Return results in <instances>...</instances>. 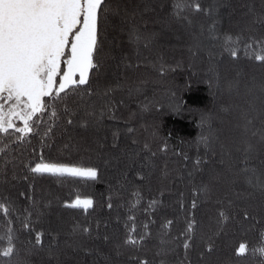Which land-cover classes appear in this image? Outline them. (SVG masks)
I'll return each instance as SVG.
<instances>
[{
  "label": "trees",
  "instance_id": "trees-1",
  "mask_svg": "<svg viewBox=\"0 0 264 264\" xmlns=\"http://www.w3.org/2000/svg\"><path fill=\"white\" fill-rule=\"evenodd\" d=\"M191 2L126 0L122 7L126 6L129 14L122 19L113 17L115 27L110 21L101 37L100 68L90 73L89 91L96 94L83 100L76 95L69 100L80 111L76 117L79 123L67 126L61 122L43 151L40 136H32L30 144L19 146L6 139L0 143V147L8 144V149L0 153V164L5 156L17 161L15 169L11 163L0 169V201L7 198L16 207L7 216L0 210V234L10 228L16 237L11 257L14 264H106L105 258L112 264H128L132 256L147 264H161L162 260L166 264H264V256L253 251L261 246L264 233V200L259 194L249 195L251 189L242 177L229 186L227 172L219 163L220 143L232 149L233 163L239 168L242 153L236 147L242 148L245 138L259 145L264 132V120L258 116L245 134L238 111L250 102L259 111L264 103L259 91L264 68L259 61L248 58L253 55L251 51L245 53L247 25L253 19L246 6L251 5L260 14L264 0H198L205 8L218 7V40L208 34L209 18L173 7ZM173 11L187 15L191 25L188 20H173ZM133 28L145 36L144 42H130L129 31ZM251 34L264 37V24L257 22ZM237 35H242L244 41L233 45L231 41ZM226 39L238 59L223 52ZM58 85L59 77L54 89ZM246 85L252 86L251 92ZM109 88L113 89L109 98L114 111L105 110L96 126L81 127L83 110L99 115L106 103L103 93ZM16 124L22 127L20 122ZM206 140L215 154L206 148ZM129 153H139L135 163L127 160ZM41 156L70 166H93L98 170V180L48 175L33 178L21 162ZM198 160L202 171L196 172L190 184L188 172ZM205 160L207 164H203ZM145 161L152 167H142ZM165 166L167 176L162 171ZM249 166L259 171L260 155ZM138 172L145 178L140 179ZM209 174L214 177L210 182L212 191L207 196L197 192V208L192 209L193 192ZM113 188H119V198L110 192ZM110 195L114 204L111 210L107 206ZM77 198L92 199L94 211L64 206ZM153 199L157 203L149 207ZM132 204L136 208L129 221ZM245 210L251 219L244 218ZM221 212L226 220L221 219ZM98 221L101 227L96 238ZM189 222L195 231L186 250L184 234ZM81 225H91L93 238L73 234L74 228ZM132 229L136 238L145 231L147 238L139 250L120 247L118 255L117 245ZM37 233H42L39 245L35 242ZM105 233L112 238L110 242L103 240ZM76 240H82L90 252L74 251L71 245ZM240 243H245L246 251L238 257ZM6 246L0 240V247ZM164 249L167 255H158Z\"/></svg>",
  "mask_w": 264,
  "mask_h": 264
},
{
  "label": "snow or ice",
  "instance_id": "snow-or-ice-1",
  "mask_svg": "<svg viewBox=\"0 0 264 264\" xmlns=\"http://www.w3.org/2000/svg\"><path fill=\"white\" fill-rule=\"evenodd\" d=\"M126 0H0V143L5 139L9 143L30 144L32 136H40V148L43 151L48 146V141L52 139L55 128L61 122H66L67 126H74L79 123L76 119L80 115L77 107L69 104L72 96L79 95L83 100L85 96L95 95L90 92L91 80L90 73H95L100 68V52L103 45L102 34L105 32L109 22L112 21L115 27L116 18H124L129 14L126 6ZM174 9H182L184 13L190 10L195 14H203L211 20L208 28V34L212 40L220 39L218 34V7L209 5L205 8L198 0H192L191 3L183 5L174 4ZM248 8V15L253 19L247 25V42L245 43V53L249 51L253 53L249 59H254L260 62V66L264 68V37L257 38L252 35V28L259 22L264 24V11L256 14L251 5ZM135 15V13H133ZM170 17L176 22L188 20L191 25V20L187 15H181L179 11L170 13ZM153 36L156 34L153 33ZM230 36V34H225ZM129 39L132 43H140L145 41V36L138 29L129 31ZM244 37L237 35L235 40H232L233 45L243 42ZM228 40H225L223 52H226L233 60L238 59L237 52L227 46ZM147 46V44H146ZM199 48V43H197ZM192 55L196 52L190 49ZM239 76V73H237ZM57 77H59L58 88L54 89ZM78 77V79H77ZM83 86V87H82ZM236 86L239 87V80L236 81ZM254 86V85H253ZM249 92L252 91V86L246 85ZM113 89H107L103 95L106 98L104 108L101 109L99 115L94 111H89L85 108L84 115L81 119L84 123L81 127L96 126L103 118L105 110L109 113L114 111L112 101L109 98ZM259 91L262 99H264V81L259 84ZM47 97V100L43 98ZM7 105V107H5ZM176 108H179V102H176ZM241 127L247 134L254 121L259 116L264 120V103L261 104L259 111L254 103H249L246 108L238 109ZM36 117V119H33ZM110 118L115 119L114 116ZM16 120L22 123V127L17 126ZM254 135V133H253ZM115 136V134H114ZM243 147H236L237 152H241L240 167L236 168L232 160V149L225 144H219L220 165L226 170V181L229 186L237 182L238 177H242L244 183L251 189L249 195L259 194L264 200V132L261 133L259 145L253 144L251 140L245 138L242 141ZM205 146L209 151L215 154V149L211 147L209 141H205ZM113 148L117 147L114 142ZM8 149V144L0 147V153H4ZM257 155L261 158V169L258 171L255 167H250V162ZM139 153H129L127 160L135 163ZM9 163L15 169L17 161L9 160L7 156L0 164V169L6 167ZM207 164V161H203ZM23 168L33 177H42L48 175L51 177H80L89 181L98 180V170L93 167H83L77 165H68L66 163L54 160H47L41 156L38 160H28L26 163L21 162ZM201 161H197L196 166L188 172L189 183L192 184L197 171H202ZM131 167V164L128 165ZM142 167H152L151 163L145 161ZM167 176V166L162 170ZM140 179L145 177L137 173ZM28 177L25 176V179ZM15 179V175L13 176ZM214 177L209 174L207 180L201 179L200 185L193 192L192 209L197 208L196 193L203 192L206 196L211 193L210 182ZM123 184L120 185V188ZM110 192L115 193L119 198V188L110 189ZM23 196L24 193H21ZM135 195V194H134ZM32 202V197H28ZM157 201L153 199L149 203V207H153ZM221 203V201H218ZM33 207L35 203L32 202ZM66 208L82 209L88 212L93 209V200L77 198L75 201L64 205ZM108 208L111 210L114 207L112 203V195L109 196ZM183 206V205H182ZM136 208V204H132L129 208L128 220H133L131 214ZM0 210L7 216L9 213H14L16 207L14 202L4 198L0 201ZM39 212V209H36ZM28 212V210H25ZM30 214V213H29ZM221 219L226 220L227 216L224 212L220 213ZM245 219H251L250 214L245 210ZM25 228L28 227V216L24 217ZM170 223V222H169ZM100 222L96 224V238L100 234ZM107 228V225H104ZM145 224L144 228L147 229ZM167 227V225H165ZM194 224L188 223L185 230L184 248L189 249L188 240L194 234ZM135 229L126 231L122 244L117 245V254L119 248H132L139 250L142 247V241L148 236L145 231L139 235V238L133 236ZM74 235H79L84 238H93L91 225L78 226L73 230ZM42 233H37L35 242L41 244ZM16 237L14 232L9 228L6 233L0 234V240L6 242V247H0V256H10L14 251V241ZM112 238L105 233L103 240L105 243L110 242ZM163 242V241H162ZM210 244L211 242L208 241ZM74 251L90 252L82 240H76L71 245ZM209 252L212 251L209 247ZM264 251V233L261 234V246L253 251ZM246 251L245 243H240L236 249V255L242 256ZM168 250L164 249L158 255H167ZM187 257V252L185 253ZM106 264H112L108 258H105ZM78 264V262H77ZM128 264H147L146 261L138 256L129 258ZM161 264H166L164 260Z\"/></svg>",
  "mask_w": 264,
  "mask_h": 264
},
{
  "label": "clouds",
  "instance_id": "clouds-1",
  "mask_svg": "<svg viewBox=\"0 0 264 264\" xmlns=\"http://www.w3.org/2000/svg\"><path fill=\"white\" fill-rule=\"evenodd\" d=\"M258 253L261 255V256H264V251H259L258 250ZM12 255L10 256H7V257H4V256H0V264H14L13 260H12Z\"/></svg>",
  "mask_w": 264,
  "mask_h": 264
},
{
  "label": "rangeland",
  "instance_id": "rangeland-1",
  "mask_svg": "<svg viewBox=\"0 0 264 264\" xmlns=\"http://www.w3.org/2000/svg\"><path fill=\"white\" fill-rule=\"evenodd\" d=\"M78 79V77H77ZM5 107H7V105H5ZM16 122H20L19 120H16ZM21 123V122H20ZM22 124V123H21ZM23 126V125H22ZM80 200H84V199H80Z\"/></svg>",
  "mask_w": 264,
  "mask_h": 264
}]
</instances>
